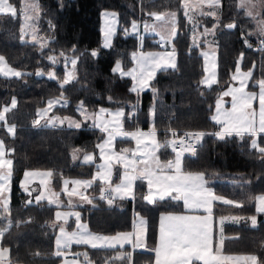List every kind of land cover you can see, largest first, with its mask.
<instances>
[{
	"label": "trees",
	"instance_id": "16d2710c",
	"mask_svg": "<svg viewBox=\"0 0 264 264\" xmlns=\"http://www.w3.org/2000/svg\"><path fill=\"white\" fill-rule=\"evenodd\" d=\"M23 1L9 0L17 8L16 14L0 12V55L21 71L18 75L0 72V109L14 97L17 100L0 125V137L13 160L10 212L8 218H0V225H5L2 220L11 222L2 237L11 260L24 264H60L63 260L65 251L56 248L60 223L54 218L55 206L27 203L20 178L27 169H46L51 172L55 189L61 190L65 178L91 177L94 162H82V155L97 151L103 132L86 120L81 126H69V119L101 107H118L125 109L127 126L158 130L165 143L164 155L173 153L169 143L166 145L172 130L202 132L199 148L182 155L184 168L203 172L217 193L242 202L241 206H215L217 217L235 214L240 219L225 225L222 250L254 253L258 264H264V212L257 211V196L264 193V151L253 146V134L221 133L220 124L210 117L216 99L232 82L241 53L243 67L254 66L249 86L255 89L264 84V49L256 48L257 38L252 33L255 24L239 0H219L220 15L214 17L207 11L208 15L199 20L201 28L216 30L218 77L211 86L202 83L205 70L199 47L204 44L196 46L182 0H38L39 41L29 40L24 34ZM107 9L119 16L118 30L108 47L103 44L101 21L102 11ZM164 12H175L178 17L171 45L178 52V63L175 68L160 70L150 88L139 91L135 80L121 74L117 66L129 70L140 48L164 46L152 35L141 41L128 30ZM52 99L56 103L50 118L61 124L58 126L48 123L47 116H40V110ZM40 117L43 119L36 124ZM260 143L264 144V134ZM78 151L81 156L76 157ZM136 189L134 199L108 204L99 198L97 206L82 207L83 218L93 231L115 234L131 230L135 214L140 212L147 218V242L152 247L157 241L159 214L182 209L183 204L172 196L148 202L147 184L142 180ZM98 191L91 189L93 193ZM129 250L127 246L92 249L75 245L71 252L90 255L95 264H126L117 261L114 254L126 251L129 257ZM132 264H153V253L136 250Z\"/></svg>",
	"mask_w": 264,
	"mask_h": 264
},
{
	"label": "crops",
	"instance_id": "0c3cea01",
	"mask_svg": "<svg viewBox=\"0 0 264 264\" xmlns=\"http://www.w3.org/2000/svg\"><path fill=\"white\" fill-rule=\"evenodd\" d=\"M218 1L215 0L213 4H218ZM182 3L185 6H196L201 3L204 7L208 6L207 0H182ZM167 13H160L162 16L155 14L153 18L163 21ZM251 19L255 24L252 33L263 35L264 33L257 31L255 19ZM143 22L140 21L139 25H143ZM157 24L155 23L154 32L151 30L152 32L143 33L141 30L135 33L141 41L146 35L154 36L155 41L164 48L148 50L140 48L135 53L134 65L129 70L123 69L120 65L117 68L121 74L131 76L135 80V88L139 91L150 88L152 79L160 70L175 68L178 63V52L171 46L177 33L173 27V20L168 24L161 23L159 26ZM201 25L200 22L198 27L201 31L205 28H214H201ZM158 35L161 38H157ZM213 47L217 49V43ZM243 59L244 55L241 53L232 74V82L216 99L210 117L220 124L221 133L253 134V146L264 151V144L260 143V135L264 134V84L255 89L249 86L254 66L245 69ZM169 62L175 67H171ZM2 64L4 66L3 62ZM215 70L216 77L213 82L218 77V63H215ZM18 74L21 72L11 75ZM205 76L206 74L202 81ZM85 114L88 117L86 121L103 132L102 139L96 144L97 151L82 155V162H94L95 169L91 177L65 178L61 190L55 189L51 172L46 169H27L20 178L22 190L27 195L25 198L27 203L44 202L55 206L54 218L60 223L56 234V248L66 253L60 264H95L90 255L85 254L83 257L77 256L79 251L71 252L75 245H85L92 249L127 246L131 252L139 250L153 253V264H222L227 261V255L220 253L223 242L219 228H223L229 222H220L222 216L215 215V206L218 203L231 202L229 198L217 193L203 172L185 169L182 153L164 155L162 148L165 143L161 141L162 136L156 128L127 126L124 108L101 107ZM69 120V126L82 125L74 118ZM51 124L61 125L56 122ZM8 129L13 130V127L9 126ZM168 143L172 144L171 137L167 138L166 145ZM79 156L80 151L76 153V157ZM3 157L6 158L5 163ZM12 165L13 160L5 147L0 158V173L7 176L0 179L4 180V185L1 186L0 182V218H8L10 212ZM139 180L147 184L145 198L148 202L172 196L183 204L182 209L159 214L155 244L151 247L147 242L148 221L140 212L135 214L131 230H122L115 234L93 231L88 221L83 218L82 207L97 206L99 198L108 204H114L120 199H134ZM93 188H99L98 193L91 192ZM105 192H109L112 199H105ZM257 211L264 212V193L257 196ZM5 221L2 220L5 225H0V264H24L13 262L9 247L2 245L3 233L11 224L7 219ZM69 225L73 228H68ZM222 251L239 254L232 257L230 264H247V261L253 263L254 258L246 255L249 253Z\"/></svg>",
	"mask_w": 264,
	"mask_h": 264
},
{
	"label": "rangeland",
	"instance_id": "374dc122",
	"mask_svg": "<svg viewBox=\"0 0 264 264\" xmlns=\"http://www.w3.org/2000/svg\"><path fill=\"white\" fill-rule=\"evenodd\" d=\"M202 4V3H201ZM187 5L186 6V14L188 16V20L190 23V32L192 33L193 36V40L194 42H196V46L197 45H201L204 44L203 46H200V53L203 55L204 59H205V68H207V72H205L206 76L204 78V82L202 81V83L206 84L207 86H211L213 83H215L217 81V79L213 82V79L216 77V70H215V63H218V47L217 49L214 46V44L216 43L215 41V28H205L204 31H201L198 27L199 24V20L201 19L202 15H208V12H213V16L214 17H218L221 13V7L222 4H213L212 6H207L204 7L203 5ZM239 4L241 7H243L246 11V13L251 17L254 18L256 21V25H257V31L258 32H262L264 33V0H239ZM23 7L25 10L24 13V19H23V28H24V34L26 36L27 39L32 40V41H39V37H40V31H39V26H38V16H39V4H38V0H24L23 1ZM0 12L2 13H10V14H16L17 8L11 3L9 2V0H0ZM165 13V12H164ZM160 14V13H157ZM163 14H160V16H162ZM171 20H173V27L174 30L178 29V17L177 14L175 12H168L167 14H165V20L161 21V20H155L154 18H151L149 20H145L143 22V25H139V24H134L132 25L128 32L130 33H135L137 31L143 30L142 32L144 33L145 31L147 32H152L151 30H153V32L155 31L154 27H156L155 23H158L157 26H159L161 23H165L168 24ZM101 21H102V33L104 35V42L103 44L108 47L111 45L113 37L116 33V31L118 30V26H119V16L118 13L114 10H103L102 11V15H101ZM255 37L257 38L255 40L256 43V48L258 47V43L260 41V39H264V34L259 35V34H255ZM157 38H161V36L158 35ZM156 38V39H157ZM204 39V40H202ZM162 42H164V40H161ZM244 55V54H243ZM74 61V60H73ZM2 62L4 63V66L2 64ZM121 65V64H119ZM119 66H117L118 68ZM14 71V73L16 72H21L19 69H15L13 66H11L7 60L3 57L0 56V72L4 75H11L14 73H11V71ZM205 70V69H204ZM254 73V71H253ZM204 74V75H205ZM213 82V83H212ZM204 85V86H206ZM15 101L17 103L16 98L14 97L10 103H7L5 105H3V107L0 109V125L2 124V122H5L7 119V111L9 109H11L12 107L16 106L13 105L12 101ZM56 103V101L54 99L50 100L49 105H47L46 107L42 108L40 110V116H47V121L48 123H53L55 122V120H52L50 118V111H51V107ZM80 110L81 111H86L84 110V108L82 106H80ZM60 117V116H58ZM74 120L80 123H84V120H88V117L86 116V114L84 113L82 117H74ZM66 121V120H65ZM65 121L62 122V125L65 124ZM5 142L2 139V137H0V158L2 156V154L5 151ZM3 162L5 163L6 158L3 157ZM1 167V166H0ZM7 176L5 175V173H0V179H5ZM1 186L4 185V180H0ZM43 184H45V182H43ZM229 198V197H227ZM229 200L231 202L229 203H222L225 205H235V206H241L242 202L237 201L233 198H229ZM233 201V202H232ZM236 203H239L236 204ZM239 216L235 215V214H225L222 215V218L220 219V222H229V223H235L239 221ZM225 226H223V228H219V235L222 237V242H224V238H225ZM56 240V238H55ZM221 250V249H220ZM135 252V251H134ZM131 252V250H129V257H128V253H126V251H117L115 255V259L117 261H125L126 264H132V260H133V253ZM220 253L223 255H227V261H224L226 263H222V264H230L232 257H234V255H239V254H230V253H224L222 250L220 251ZM247 256L253 257V263L247 261V264H257V256L254 253H249L246 254ZM238 264H242V263H238Z\"/></svg>",
	"mask_w": 264,
	"mask_h": 264
},
{
	"label": "built area",
	"instance_id": "2783aa9c",
	"mask_svg": "<svg viewBox=\"0 0 264 264\" xmlns=\"http://www.w3.org/2000/svg\"><path fill=\"white\" fill-rule=\"evenodd\" d=\"M258 49H264V39H260ZM201 131L196 129L172 130L170 150L174 153L193 154L200 146ZM105 199H112L109 192L104 193Z\"/></svg>",
	"mask_w": 264,
	"mask_h": 264
},
{
	"label": "snow or ice",
	"instance_id": "6c2138e0",
	"mask_svg": "<svg viewBox=\"0 0 264 264\" xmlns=\"http://www.w3.org/2000/svg\"><path fill=\"white\" fill-rule=\"evenodd\" d=\"M215 2V0H207V3H208V6L210 7L213 3ZM214 15V14H213ZM199 45H197V47H198ZM169 65L171 66V67H175V65L173 64V63H171V62H169ZM205 72H207V68H205ZM12 103H13V105H15V101L13 100L12 101ZM39 115V114H38ZM41 119H43V117H40L39 119H37L36 121H35V123L36 124H39L40 122H41ZM77 127H78V125H77Z\"/></svg>",
	"mask_w": 264,
	"mask_h": 264
},
{
	"label": "water",
	"instance_id": "95a60500",
	"mask_svg": "<svg viewBox=\"0 0 264 264\" xmlns=\"http://www.w3.org/2000/svg\"><path fill=\"white\" fill-rule=\"evenodd\" d=\"M227 26L229 27V25H227ZM230 27H232V28H233V27H234V24H232Z\"/></svg>",
	"mask_w": 264,
	"mask_h": 264
}]
</instances>
